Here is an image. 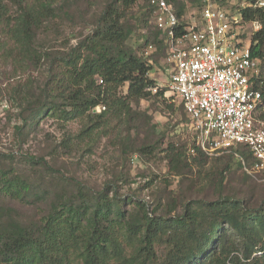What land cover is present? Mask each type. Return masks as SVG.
Here are the masks:
<instances>
[{
    "label": "rangeland",
    "instance_id": "374dc122",
    "mask_svg": "<svg viewBox=\"0 0 264 264\" xmlns=\"http://www.w3.org/2000/svg\"><path fill=\"white\" fill-rule=\"evenodd\" d=\"M105 1L79 0L58 6L36 31L33 48L38 61L33 63L0 33V224L15 220L33 226L57 205L78 203L85 195L124 201L125 214L137 225L148 217L172 219L192 202L226 199L241 202V214L264 237L260 217L264 175L248 173L229 154L195 149H199V135L170 89L173 67L164 47L145 53L146 41L157 34L146 1L125 13L132 31L128 44L149 60V76L163 91L162 97L131 103L128 115L107 112L92 126L90 113L70 120L56 114L25 121L27 91L34 94L32 102L53 92L63 72L60 58L92 33ZM220 3L232 11L241 7L235 0ZM195 7L189 5V16L196 14ZM243 33L250 39V27ZM96 82L101 85L99 78ZM119 91L124 96L127 87ZM103 111L97 107L92 114ZM30 159L44 160L47 165H32ZM12 184H18L21 191ZM229 233L234 243L242 244L238 234ZM157 251L163 258L165 245Z\"/></svg>",
    "mask_w": 264,
    "mask_h": 264
},
{
    "label": "trees",
    "instance_id": "16d2710c",
    "mask_svg": "<svg viewBox=\"0 0 264 264\" xmlns=\"http://www.w3.org/2000/svg\"><path fill=\"white\" fill-rule=\"evenodd\" d=\"M78 1L0 0V33L28 61H38L33 48L36 31L58 6ZM139 1H146L151 17L149 0L105 1L92 33L71 54L60 58L63 72L53 92L32 102L34 94L27 91L26 122L56 114L70 120L90 113L88 120L92 126L107 112L128 115L132 112L131 103L163 96L149 76V60L128 44L132 31L125 22V13ZM186 1L196 7L200 4L198 0ZM177 4L179 9L185 6ZM239 9L246 23L256 22L261 27L252 36L251 52L260 61V71L251 83L262 95L259 118L264 120V8ZM165 41V35L157 30L155 38L146 41L145 53L152 52V48L156 52L160 47L166 51ZM1 43L0 37V49ZM96 78L101 85H97ZM123 87H127L124 96L119 91ZM97 107L105 110L92 114ZM240 154L250 165L249 152L242 150ZM29 162L47 165L44 160ZM11 186L22 189L18 184ZM3 196L24 199L25 195ZM85 196L78 203L71 200L57 205L33 226L15 220L0 224V264H74L76 260L80 264H264V237L241 214V202H192L183 214L172 219L148 217L137 225L125 214V202L117 197ZM260 217L264 230V212ZM229 230L241 237V245L233 242ZM160 245L166 247L163 258L157 251Z\"/></svg>",
    "mask_w": 264,
    "mask_h": 264
},
{
    "label": "built area",
    "instance_id": "2783aa9c",
    "mask_svg": "<svg viewBox=\"0 0 264 264\" xmlns=\"http://www.w3.org/2000/svg\"><path fill=\"white\" fill-rule=\"evenodd\" d=\"M198 1L196 14L189 16L186 0H149L155 28L166 37L170 89L199 135L200 150L233 154L248 173L264 175L262 95L251 83L260 71L251 52L260 24L246 23L241 9H227L220 0ZM177 3L185 6L179 9ZM246 7L264 8V0L241 4ZM242 150L249 152L250 165Z\"/></svg>",
    "mask_w": 264,
    "mask_h": 264
}]
</instances>
